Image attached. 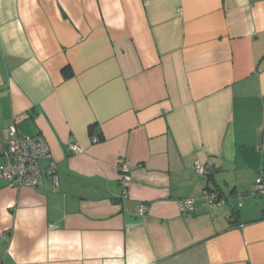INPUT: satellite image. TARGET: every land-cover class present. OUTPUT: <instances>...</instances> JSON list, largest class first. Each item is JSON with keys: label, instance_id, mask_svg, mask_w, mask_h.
Wrapping results in <instances>:
<instances>
[{"label": "crops", "instance_id": "crops-1", "mask_svg": "<svg viewBox=\"0 0 264 264\" xmlns=\"http://www.w3.org/2000/svg\"><path fill=\"white\" fill-rule=\"evenodd\" d=\"M13 123L58 184L0 177V264H264V0H0V164Z\"/></svg>", "mask_w": 264, "mask_h": 264}, {"label": "built area", "instance_id": "built-area-1", "mask_svg": "<svg viewBox=\"0 0 264 264\" xmlns=\"http://www.w3.org/2000/svg\"><path fill=\"white\" fill-rule=\"evenodd\" d=\"M100 138L95 136L93 143H98ZM68 150L72 153L79 154L83 152L82 147L73 142L68 145ZM264 151V144H263ZM4 156L6 162L0 164V177L4 179L9 187L12 188H43V180L45 176H49L58 184V175L56 163L50 160L51 149L47 140L42 135L24 136L22 135L15 123L9 127V137L6 142ZM50 160L47 166L43 162ZM198 173L202 177L208 178L211 174L209 165L203 166L198 161L195 163ZM130 162L127 160L119 161V183L122 189V198H128V185L130 181ZM264 194V181L262 177L256 179L252 187L251 195ZM203 199L209 204H225V200L219 194L206 190L203 193ZM196 202L193 199H183L178 202L179 211L183 216L195 210ZM149 211V207L145 203L138 205V215L144 217ZM3 235H0V239Z\"/></svg>", "mask_w": 264, "mask_h": 264}, {"label": "trees", "instance_id": "trees-1", "mask_svg": "<svg viewBox=\"0 0 264 264\" xmlns=\"http://www.w3.org/2000/svg\"><path fill=\"white\" fill-rule=\"evenodd\" d=\"M63 76L65 79H70L74 76V73L69 67H67L63 70Z\"/></svg>", "mask_w": 264, "mask_h": 264}]
</instances>
